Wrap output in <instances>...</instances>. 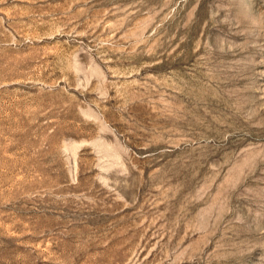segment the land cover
<instances>
[{
  "label": "rangeland",
  "instance_id": "obj_1",
  "mask_svg": "<svg viewBox=\"0 0 264 264\" xmlns=\"http://www.w3.org/2000/svg\"><path fill=\"white\" fill-rule=\"evenodd\" d=\"M0 264H264V0H0Z\"/></svg>",
  "mask_w": 264,
  "mask_h": 264
}]
</instances>
